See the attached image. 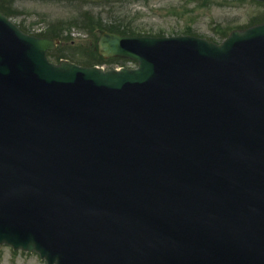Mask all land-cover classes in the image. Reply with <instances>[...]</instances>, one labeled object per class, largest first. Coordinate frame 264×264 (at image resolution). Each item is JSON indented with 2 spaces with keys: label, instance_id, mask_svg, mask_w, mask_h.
Masks as SVG:
<instances>
[{
  "label": "water",
  "instance_id": "95a60500",
  "mask_svg": "<svg viewBox=\"0 0 264 264\" xmlns=\"http://www.w3.org/2000/svg\"><path fill=\"white\" fill-rule=\"evenodd\" d=\"M255 33L221 46L104 33L103 56L139 66L103 73L48 64V41L0 17V243L48 264L80 239L78 264H264Z\"/></svg>",
  "mask_w": 264,
  "mask_h": 264
},
{
  "label": "rangeland",
  "instance_id": "374dc122",
  "mask_svg": "<svg viewBox=\"0 0 264 264\" xmlns=\"http://www.w3.org/2000/svg\"><path fill=\"white\" fill-rule=\"evenodd\" d=\"M227 1V0H225ZM14 5V4H13ZM184 0H129L114 3L113 0H97L95 2H77L69 0H15L14 9L19 15L13 20L25 26L48 25L60 21L78 19L80 13L89 12L93 16L100 15L103 22L117 21L157 33L162 31L170 35L173 30L193 27L205 37H213L216 25H247L259 12V7L251 3H225L222 0L209 10L191 11L184 6ZM38 20V21H37ZM45 20V21H42ZM82 23V21H78ZM38 25L36 28L41 27ZM77 27V28H76ZM73 27L70 36L75 44L87 43L88 37L81 32L79 26ZM0 264H44L34 254L12 252L0 247Z\"/></svg>",
  "mask_w": 264,
  "mask_h": 264
},
{
  "label": "trees",
  "instance_id": "16d2710c",
  "mask_svg": "<svg viewBox=\"0 0 264 264\" xmlns=\"http://www.w3.org/2000/svg\"><path fill=\"white\" fill-rule=\"evenodd\" d=\"M111 30H113V29H111ZM115 31L121 32L120 30H115ZM122 33H130V34H132L133 31L125 29Z\"/></svg>",
  "mask_w": 264,
  "mask_h": 264
}]
</instances>
